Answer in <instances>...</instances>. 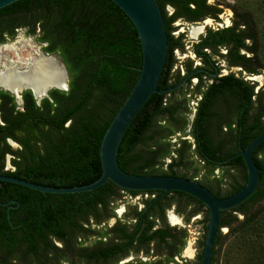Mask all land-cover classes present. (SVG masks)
Here are the masks:
<instances>
[{"label":"trees","instance_id":"obj_1","mask_svg":"<svg viewBox=\"0 0 264 264\" xmlns=\"http://www.w3.org/2000/svg\"><path fill=\"white\" fill-rule=\"evenodd\" d=\"M156 2L167 41L156 88L166 89L181 78L170 73L175 62L173 50L183 52L182 34L173 38L170 22L179 13L194 20L197 18L192 15L198 10L207 9L213 17L221 10L206 5L205 0ZM190 3L193 8L189 7ZM165 4L175 9L169 17L165 15ZM231 11V25L206 30L191 45V51L207 68L216 55L223 58L227 66L239 67V73L258 74L264 69L259 55L263 46L262 32L257 34L249 10L232 8ZM19 28L28 35H35L44 44V53L56 54L67 74V90L50 89L38 104L30 92L24 90L20 93L21 110H15L11 94L0 90V139L11 137L20 144V148L14 150L5 144L0 150V160L8 151L11 161L17 163L12 164V171L6 172L1 170L0 164V174L51 187L91 183L100 174L98 148L103 132L138 75L136 68L140 66L141 54L135 29L109 0H18L0 9V42L4 35L12 38L14 30ZM219 48H224L225 53H219ZM184 67L186 72L191 71V62H186ZM202 75L201 72L192 75L198 79L195 94L200 93V98L189 134L194 145L192 151L204 163L205 174L220 167L240 172L223 189L220 188L223 181L218 178L214 186H205L214 196L223 198L244 185V166L240 157L223 164H214L212 160L231 156L238 142L244 148L264 131V86L254 92V82L250 84L240 74L232 73L213 77L206 85ZM178 90L151 94L137 111L117 147L116 162L120 169L136 175L192 179V176L177 173L178 168H187L186 164H174V161L184 162L190 145L187 140L180 139V145L172 149L168 141L161 142L177 131L182 132L187 124L186 99L182 95V104L169 99ZM225 113H232L233 119L225 120ZM170 152L175 154L170 157L172 163L160 164ZM252 157L259 169L256 190L237 206L220 212L213 240L215 260L225 236L220 229L225 227L227 234L251 231V237L244 239L237 264H264V141L256 146ZM122 191L131 196L141 192L153 194L157 201L165 200V207L182 202V209L175 211L184 213L189 206L184 222L191 215L202 213L205 232L206 208L178 191L162 195L158 190L126 191L105 181L92 191L52 194L0 182V198L12 197L18 203L15 220L9 223L4 216L0 217V264H75L76 233L83 230L97 237L86 254L94 260L107 259L117 250H124L120 254L123 256L131 245H142L147 253L150 242L154 245L172 242L164 230L152 229L156 219L160 223L164 221L162 212L152 210L156 203L153 198L143 202L144 210L133 206L122 215L130 223H121L123 228L127 227L124 233L122 231L121 240L113 241L110 247L100 240L108 229H90L89 226H97L112 215L111 204L119 199ZM83 225L88 228L84 229ZM182 243L183 239L180 246Z\"/></svg>","mask_w":264,"mask_h":264},{"label":"water","instance_id":"obj_2","mask_svg":"<svg viewBox=\"0 0 264 264\" xmlns=\"http://www.w3.org/2000/svg\"><path fill=\"white\" fill-rule=\"evenodd\" d=\"M16 1L18 0H0V9ZM109 1L128 18L134 27L140 48L141 62L140 66L136 68L138 75L133 86L110 120L99 142V176L91 183L72 187L43 186L1 174L0 182H8L41 193L52 194L92 191L105 181H109L114 186L126 191L158 190L161 195L170 191L182 192L200 202L207 210L205 236L198 264H209L220 212L237 206L256 190L259 180V169L254 163L252 152L258 144L264 141V131L254 137L244 148L239 147V151L235 154L242 159L246 181L240 189L227 197L218 198L214 196L209 190L193 179L173 175H136L120 169L116 162L117 147L130 121L148 97L151 94H161L178 88L188 76L200 69L188 73L172 87L157 89L156 83L166 55L167 41L162 15L156 0ZM66 79L67 74L65 72ZM65 83L66 81H64L62 88L53 86L45 88L43 95L40 97L46 95L47 91L51 88L65 89L67 86ZM3 90L8 91L15 98H19V93L23 89H20L18 92ZM32 96L36 99L33 94ZM231 157L221 160L219 163H223ZM0 205H3V203H0Z\"/></svg>","mask_w":264,"mask_h":264},{"label":"rangeland","instance_id":"obj_3","mask_svg":"<svg viewBox=\"0 0 264 264\" xmlns=\"http://www.w3.org/2000/svg\"><path fill=\"white\" fill-rule=\"evenodd\" d=\"M209 2H217L219 4V7H221V13L219 14V20L214 22L212 19H207L205 23L199 22L194 24H189L186 22H183L181 20H176L172 23L173 27H175V30H173L172 34L173 36H176L177 34H182V43H183V52H179L178 50L173 51L175 62L173 64L172 70L170 73L173 74L176 71H179L180 73L184 72V64L186 62H191V65L198 64V60L194 57L192 54L190 48L194 41L197 40L198 36L203 33L204 27H218V26H225L230 23V18L232 16L231 9L240 10L241 8L247 9L251 12L252 17L254 19L252 20V23L255 24L257 34L261 30V40L263 46L259 50V55L261 57V60L264 64V0H208ZM224 5V7H223ZM165 10L167 12L170 11L169 7H165ZM217 23V24H216ZM202 25L203 28H201V32L196 36L192 37L189 35V30L191 29V26H200ZM201 27V26H200ZM191 36V37H190ZM256 36V34H255ZM3 40L0 42V71L4 69V67L9 66L10 63L15 60L19 56L30 54L32 56H36V53L40 52L46 55H51L54 58L57 59V61L60 63L58 57L56 54H47L44 53L43 47L44 44L39 42L35 35H28L26 34L25 30L23 28H19L14 30V35L12 38H8L5 35L2 37ZM220 53H223V49L219 51ZM52 57V58H53ZM212 59H214L220 69L221 74L226 73H233L234 75L242 76L244 79H251L254 81L255 85L257 87H263L264 86V69L260 70L258 74H254V76H246L244 73H239L237 68H228L225 64L223 58L213 55ZM61 64V63H60ZM66 81V80H65ZM195 80L192 79L189 84L185 85L183 88V91L180 94H175L173 96H170V101L180 103L182 104L181 98L182 95L186 101V108L187 113L184 115L186 120V126L184 127L182 132H179V134L174 133L173 135H170L167 137V139L161 140V142L168 141L171 146L169 147L172 149L175 144H179V141L181 138H185L191 144L190 137L187 135L188 132V125L191 120L192 115V107L194 104V100H191L188 98L185 94L191 93L193 91H196L194 88ZM256 87V88H257ZM18 101V100H17ZM19 103V101L17 102ZM157 124H162L161 121ZM181 122V119H179L178 124ZM14 147V145H11ZM175 154L173 152H170L169 156L166 158L170 159V157H174ZM185 162H189V164H186L187 168H178L177 173L180 174H187L189 176H192V179L207 183L209 185L214 186L215 178L222 180V185L220 186L221 189L228 186V182H230L233 177H238L239 174L229 167H220L213 169L211 174H205L206 169H204L203 164L200 162L201 160L196 156V154L192 151L191 145L189 146V150L187 154L185 155ZM7 167V165H6ZM196 172V174H193ZM142 194L137 195H129L128 193L122 191L120 193V197L118 200H115L112 202V215L108 217L107 219L103 220V222L100 223L98 228L100 227H106L107 225H111L114 220H118V223H130V220L124 219L123 214L130 210L133 206L137 208L141 207L140 198ZM170 213V214H169ZM166 216L167 214L173 215L178 219V223H180V228H183L186 233L185 237V244H190L191 248L195 245L194 242H197L198 237L202 236L203 230V224L201 223L202 219V213L195 214L194 216L190 217L187 222H183L181 220V217H179L177 214H175L171 208H168V210L165 212ZM238 219H241L240 215H237ZM167 222V217H165ZM168 223V222H167ZM169 224V223H168ZM220 232L222 234H225L223 237V243L219 250V253L217 255V261L216 264H237L240 261L241 258V250L242 246L244 245V239H248L251 237V231L247 232H233L230 234H227V229L225 227L220 229ZM94 240L93 238H89L88 241ZM188 244V245H189ZM138 260H147V257L143 255H136L133 256L131 254H128V256L123 260L124 264H128L131 261H135L138 263Z\"/></svg>","mask_w":264,"mask_h":264},{"label":"flooded vegetation","instance_id":"obj_4","mask_svg":"<svg viewBox=\"0 0 264 264\" xmlns=\"http://www.w3.org/2000/svg\"><path fill=\"white\" fill-rule=\"evenodd\" d=\"M205 4L206 5H210V6H214L215 8H220V10H221V7H219V4H217V2H214V1L209 2L208 0H205ZM165 7H169L170 8V11L167 12L165 10ZM189 7L190 8H193V5L190 3L189 4ZM164 11H165L166 17H169L170 15H172L175 12V9L170 4H165L164 5ZM210 13H211V11H208L207 9L198 10L197 13H194V15H192L195 18H197V19H194V20H188V19H186L187 18V15H185L183 13H179V15H177L170 22V26L172 27L171 35L173 36L172 32H173V30H175V27H173L172 23L175 22L176 20H181V21L186 22V23H189V24H194V23H199V22L205 23V21L207 19H212L214 22H216V21L219 20L218 17H219V14L221 13V11L218 12V13H216L215 14V17L209 15ZM230 25H231V18H230V23L228 25H225V26H218V27H209L208 26V27H204L203 28L202 25H200L201 28L204 29V31H203L202 34H200L198 36L197 40L194 41L193 43L197 42L198 39H199V37L203 36L205 34V31L208 30V29L209 30H212V31L213 30H219V29H222L224 27H228ZM179 35L180 34H177L176 36H173V38L178 37ZM189 35H191L190 34V30H189ZM192 37H194V36H192ZM181 41H182V39H181ZM221 49H223V51H224L223 53H225V49L224 48H219V51ZM174 50H178V49L175 48ZM190 50H191V48H190ZM194 57H195V55H194ZM196 59L198 60V64L191 65V67H192V70L191 71L186 72L185 71V67H183L184 68V72L183 73H180L179 71H176L173 74V76L175 74H178L181 77L179 81H181V79L184 78L188 73H190L192 71H195L197 69H200L199 71H196V72L192 73L190 76H188L181 83V85L178 88H176L177 90L178 89L179 90L175 94H180L183 91L184 86L187 85V84H189L192 79L195 80V82H194L195 83L194 84V88H196V85L198 83V79H197V77L192 76L195 73L201 72L202 74H204L201 77L204 78V79H206L205 80V84L206 85L211 83V78H213V77H220V76L225 75V74H221L220 73V69H219V67H218V65H217V63H216V61L214 59H211L212 61H211V65H210L209 68H207L204 65V63H201L202 61H200L198 58H196ZM224 62H225V60H224ZM225 64H226V62H225ZM227 67L228 68L234 67V68H237L238 71H240V68L237 67V66H232L231 65V66H227ZM229 73H231V72H229ZM241 73H244L246 76H254L253 74H246L243 71H241ZM226 74H228V73H226ZM235 76H237V75H235ZM187 80H188V82H186ZM244 80L248 81L250 84H252L254 82L251 79H244ZM65 84L67 85V79H66V83ZM256 87L257 86L255 85L254 88H253L254 89V92H256L257 89L259 88V87H257V88ZM201 88L203 89V87H201ZM3 89H5V88H3ZM3 89H1V87H0V90H3ZM51 89H56V88H51ZM176 89H174V90H176ZM24 90H28L30 92L31 96L33 94L36 97V94L32 91L31 88H29V89H23L22 91H24ZM56 90L66 91L67 90V86L65 87V89H56ZM3 91H5V90H3ZM6 92H8V91H6ZM195 92L196 91H193L192 94L191 93L190 94L189 93L185 94L188 98H190L191 100H194V104H193V107H192L191 120L189 122L188 132H187V135L190 137V140H191L190 141L191 142L190 145H191L192 149L194 148V145H193V140H192V138H191V136L189 134V131H190V123H191L192 118L194 116V111H195L196 103H197L198 99L200 98V93L195 94ZM20 93H19V98H15L11 94L13 96V98H14L15 110H21L22 102H21ZM45 96H47V93H46V95H44L42 97H45ZM42 97H40V98L38 97L39 99L36 97V99H34L33 96H32V98L35 100V103L36 104H38L39 100ZM17 100L19 101V103H17L18 102ZM186 101H187V99H186ZM224 115H225V120H231V119H233V114L232 113H225ZM263 117H264V113H263ZM12 134H14V132ZM176 134H179V131H177ZM181 139H185V138H181ZM5 144H7L12 150L20 148V144L18 143V141L12 139L11 137H5L4 139H0V150H2L4 148ZM12 144L14 145V147L11 146ZM175 145L176 146H174L173 148L178 147L180 145V143L179 144H175ZM239 147H240V145H239V142H238V148L236 150H234V152L231 155L232 157L231 156H228V157H231L229 160H231L233 158H236V157L237 158L240 157L238 155H235L239 151ZM224 159H226V158H224ZM224 159H218V160L215 159V160H212V161L214 162V164H223L226 161L223 162V163H219V161L224 160ZM175 162L176 161H174V164H189V162H185V161L184 162L182 161V162H179V163H175ZM200 162L202 164H204L202 161H200ZM171 163H172L171 162V159L165 158V159L161 160V163L160 164H164V166H165V164H171ZM0 164H2L1 170L6 172V171H12L14 169V166L12 164H17V163H13L11 161V153L7 151L3 155L2 160H0ZM20 164H22V163H20ZM6 165H7V167H6ZM234 170L240 175V172H238V170H236V169H234ZM1 175H7V174H1ZM200 185H202L204 187L205 186H208L207 183H202ZM138 194H142L141 196H143L142 198H140V202H141V207L140 208H142L143 210L145 209V207L143 206V202L144 201L149 200L150 198H153V200H156V203L154 204L152 210H154L156 213L162 212L164 221H163V223L162 222L160 223L159 219H156L155 220V225L152 227V229H157L158 228V229L164 230L166 232V237L167 238H170V240H173V241L170 242L168 245H166L165 243L164 244H160L159 243L160 245L157 243V245H154L153 242H150L149 243V246H148V249L146 251L147 253H145V249H144V247L142 245H138V246H136V245L135 246L134 245L132 246L131 245V247L126 250L127 253L124 252L125 255H123V256H121L120 254L124 250H121V251L117 250V251L114 252L113 255H110V257L107 258V259L94 260L92 258L87 257L86 254L89 253V250H88L89 248L90 249L93 248V245L95 244V241H96L97 237L93 233H90L89 230H88V232L86 230H83L80 233L79 232L76 233L77 234V239H76L75 244H74L75 249H76V253L74 255L75 264H124L123 263V260L128 256V254H131L133 256H136V255L140 254V255H143V256L147 257V260H138V263H136L135 261H131L128 264H198L199 263L200 257H201V252H202V247H203V243H202V245H200V243L202 241H204L205 232L203 231L202 232V236L198 237L197 242H194L195 245L191 248L192 254L191 255H186L185 254V250H186V248H187V246H188L189 243L186 244V245H184L185 244V237H186L185 230L183 228H180L179 226H177V225H180V223L172 224L170 222V220H169V214L170 213L167 214V216L165 214V212L168 210V208H171L172 211L175 214H177L179 217H181V220L184 222V218H185V215H186V211H188L189 206H187V208L185 209L184 213H177L175 210L176 209H179V210L182 209V207H183V205H182L183 203L182 202H179V203L173 202L168 207H165V200L161 199L160 201L159 200L157 201V197L154 196L153 194H148L146 192H141V193H138ZM5 199L6 198H0V203H3V205H0V217L4 216L5 220L7 222L11 223L12 219L13 220L16 219V210L15 209H16V205L18 203L15 200H13L12 197H8L7 200H5ZM12 203H15V206H12L11 205ZM9 206H11V207H9ZM140 208H137V209H140ZM195 214H199V213H195ZM195 214L191 215L190 217L194 216ZM165 217H167V222L169 224L166 222ZM116 222H118V220H116ZM116 222L114 220V222L111 225H107L104 228L103 227L98 228V226L100 224L97 225V226L91 225V226H89V228L90 229L91 228H94V229H103V230L104 229L105 230L108 229V232L106 233V235H104L103 237H101L100 240L105 241L107 247H110L111 245H113V241H116L118 239H120V240L122 239V236H121L122 235V231L124 233V229H127V227H124L123 228L120 223L116 224ZM83 227H84V229L85 228H88V225H83ZM89 238H93L94 240L88 241ZM182 239H183V243L180 246V242L182 241ZM56 244L59 245L58 243H56ZM81 248H84V249L81 250ZM114 258H115V260H113ZM216 261L217 260H215V257L213 255V245H212L209 264H216Z\"/></svg>","mask_w":264,"mask_h":264},{"label":"bare ground","instance_id":"obj_5","mask_svg":"<svg viewBox=\"0 0 264 264\" xmlns=\"http://www.w3.org/2000/svg\"><path fill=\"white\" fill-rule=\"evenodd\" d=\"M200 32V26L190 29V34L194 37ZM52 57L40 52L36 53V56L27 54L17 57L0 71V87L12 92L31 88L37 98L43 95L45 88L49 86L62 88L65 71L57 59ZM169 220L172 224L178 223V219L173 215H169ZM185 254H192L190 244Z\"/></svg>","mask_w":264,"mask_h":264}]
</instances>
